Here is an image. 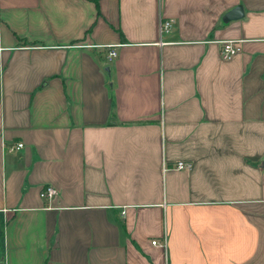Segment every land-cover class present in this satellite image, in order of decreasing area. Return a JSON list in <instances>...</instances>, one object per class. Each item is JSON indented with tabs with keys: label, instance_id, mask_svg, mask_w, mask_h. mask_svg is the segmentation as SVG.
Listing matches in <instances>:
<instances>
[{
	"label": "crops",
	"instance_id": "obj_1",
	"mask_svg": "<svg viewBox=\"0 0 264 264\" xmlns=\"http://www.w3.org/2000/svg\"><path fill=\"white\" fill-rule=\"evenodd\" d=\"M0 264H264V0H0Z\"/></svg>",
	"mask_w": 264,
	"mask_h": 264
},
{
	"label": "built area",
	"instance_id": "obj_2",
	"mask_svg": "<svg viewBox=\"0 0 264 264\" xmlns=\"http://www.w3.org/2000/svg\"><path fill=\"white\" fill-rule=\"evenodd\" d=\"M172 23V18H165L161 20L160 26H159V30L160 31H165L168 30V28L171 26ZM219 54L222 58H229L231 57L232 54L238 52L240 50V45H238L237 40L234 39H219ZM107 53H106V58L112 59L113 56L116 54V49L115 46H111V45H107ZM22 145V142H17L11 146L8 147V149H14L15 147H20ZM175 168H189L190 164L187 161H183V160H177L175 162ZM56 193V188L54 186H52L51 184H46L44 185V187H42L39 190V196L43 197V198H50L53 194ZM151 242L152 243H157L159 244L161 247L165 246V238H161V240L157 239V238H151Z\"/></svg>",
	"mask_w": 264,
	"mask_h": 264
},
{
	"label": "water",
	"instance_id": "obj_3",
	"mask_svg": "<svg viewBox=\"0 0 264 264\" xmlns=\"http://www.w3.org/2000/svg\"><path fill=\"white\" fill-rule=\"evenodd\" d=\"M242 8L241 5L233 6L229 10L225 11L223 16L225 20H230V18H239L242 17Z\"/></svg>",
	"mask_w": 264,
	"mask_h": 264
}]
</instances>
